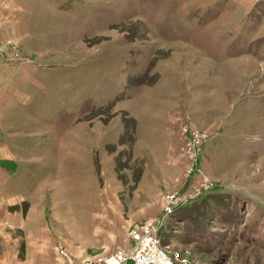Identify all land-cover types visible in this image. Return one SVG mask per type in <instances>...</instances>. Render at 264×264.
Instances as JSON below:
<instances>
[{"label":"rangeland","instance_id":"obj_1","mask_svg":"<svg viewBox=\"0 0 264 264\" xmlns=\"http://www.w3.org/2000/svg\"><path fill=\"white\" fill-rule=\"evenodd\" d=\"M244 1L5 0L0 54L51 83L0 110V219L14 217L0 247L14 261L127 250L172 197V261L264 264V0ZM215 53L259 63L234 59L247 75ZM182 125L207 135L190 176Z\"/></svg>","mask_w":264,"mask_h":264},{"label":"crops","instance_id":"obj_2","mask_svg":"<svg viewBox=\"0 0 264 264\" xmlns=\"http://www.w3.org/2000/svg\"><path fill=\"white\" fill-rule=\"evenodd\" d=\"M249 0H247L248 2ZM238 3V0H237ZM243 6H245V1L243 0ZM9 8L8 5L5 6V0H2V6L1 9V19H0V25L5 28V9ZM235 13V12H234ZM233 15V13H231ZM2 36L0 40H3V44L5 45V29L3 30ZM10 37L13 40L18 39V32L17 31H11ZM13 37V38H12ZM238 57L243 58H249L246 61H249L252 59L255 62L259 63V58L252 54H242V55H228L226 57V60H219L221 58L218 57V54L210 55V61L213 62H220L225 63L227 65L226 67L229 68H237V71L240 73H245L246 70H243L242 68H247V75L250 66H243L242 64L237 63V61H233L234 59H237ZM245 63V62H243ZM224 65V64H223ZM41 69L38 67L35 63H20L16 60L14 61L12 58L9 59L5 57V55L0 54V110L7 111V110H15L20 107V105L16 108L15 105L17 104L18 100H21V102L24 100V102H28L33 94H40L42 91L45 90V93H50V84L46 80L43 81L42 79V73ZM237 75V72H234V76ZM243 76V75H242ZM244 77V76H243ZM248 77V76H245ZM36 85H39L38 87H34ZM43 89V90H42ZM226 93L222 91L220 94H215V108H218L221 110V105L225 103V96ZM223 97V98H221ZM20 102V103H21ZM13 103V104H12ZM14 217H9L5 215V221L2 222V219H0V237L5 238V234L3 233L1 226H12L14 223ZM12 219V220H11ZM15 251H6L5 252V246L0 247V264H52L51 262H37L32 263L29 261H14L16 259Z\"/></svg>","mask_w":264,"mask_h":264},{"label":"built area","instance_id":"obj_3","mask_svg":"<svg viewBox=\"0 0 264 264\" xmlns=\"http://www.w3.org/2000/svg\"><path fill=\"white\" fill-rule=\"evenodd\" d=\"M180 137L184 142V147L189 159L187 173L190 176L195 168L197 150L202 142L207 139L206 133H201L190 129L186 125L180 127ZM208 178L203 177L202 188L209 189ZM173 198H167L166 207L161 217L148 218L129 232L132 246L127 250L115 251L109 255L99 256L81 264H188L187 262H175L166 254L160 238V229L171 208ZM177 204V199L174 200ZM173 202V203H174ZM171 214V213H170ZM169 214V215H170ZM53 252L66 261V264H74L71 257H68L66 250L61 246H54Z\"/></svg>","mask_w":264,"mask_h":264}]
</instances>
